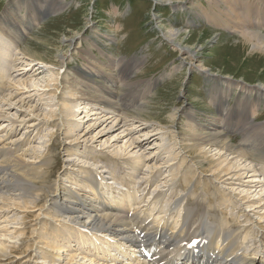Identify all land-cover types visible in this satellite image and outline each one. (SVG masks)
<instances>
[{
	"label": "rangeland",
	"instance_id": "obj_1",
	"mask_svg": "<svg viewBox=\"0 0 264 264\" xmlns=\"http://www.w3.org/2000/svg\"><path fill=\"white\" fill-rule=\"evenodd\" d=\"M44 1L0 0V18L3 17L0 22L5 23L3 26L7 32L0 31V87L5 90L4 94L13 93L16 101H23L26 105V108L16 105L8 110L0 94V112L19 122H0L2 147H11L18 156L27 152L24 160L29 162L54 159L50 166L53 174H49L48 183L61 190L68 188L88 200L96 194L87 180L82 179L95 181V176H101L108 186L104 192H98L104 202L110 203L112 187L123 188L130 182V191L135 196H147L144 204L162 194L158 207L167 212L174 204L169 202L171 193L179 186L182 192H177V201L181 217L177 221L183 218L184 210H197L196 204L186 205L188 200L200 201L201 206L195 215L190 216L185 231L202 230L201 226H210L207 223L230 229L229 225L237 223L238 227L248 231L243 233L248 234L244 250L250 254L249 258H254L255 264L264 263V229L257 226H264L259 221L264 216V201L259 203L264 199V163L258 161L261 155L257 153L262 147L253 139L246 142V133L224 130V124L220 123L222 114L227 111L241 114L246 109L247 117L251 109H257V114L250 116L249 122L257 127L264 126V58L260 59V52L248 57L247 53L252 49L245 45L241 34L211 26L199 9V5L209 12L213 9V16L220 17L218 14L227 10L228 0H176L173 5L167 0H159L162 3L157 0L136 3L135 0H62L60 4L67 6L65 12L40 23L45 16L44 10L50 6L55 10L60 0ZM252 2L257 4L258 1ZM184 3L189 8H185ZM33 18L39 21L33 22ZM170 29L185 34L183 41L188 40L186 44L170 43L165 36ZM256 31L263 35L264 26ZM14 41L20 43L18 48ZM176 46L183 47L182 51ZM27 49L30 50L28 54L43 58L48 66L41 65L42 61L29 66V57L21 54ZM90 53L91 58L87 55ZM60 54L66 56L65 61L58 60ZM138 59L141 62L137 64ZM93 60H101L99 67L109 71L108 76L93 72L94 77L90 79L100 83L96 95L114 91V104L123 100L128 91H142L145 82H158L141 107L130 104L124 111L125 116L119 115L118 109L117 114L107 113L103 106L89 98L90 93L86 98L81 97V93L85 94L88 89L85 88L86 81H82L79 75L91 74ZM112 61L120 66L115 68ZM52 63L60 64L63 69H53ZM52 70L60 74L57 82H52L55 78ZM114 75L119 78L117 81H121L120 85H110L113 79L117 84ZM27 81L31 86L26 89L21 84ZM104 86L109 87V92L100 93ZM8 87L12 90L9 91ZM135 101L138 103L137 99ZM189 113L195 119L193 124ZM174 114L176 117L172 118ZM132 116L142 119L135 120ZM244 124L245 113L240 122V125ZM215 132L237 151H243L242 147L246 146L254 155L239 169L233 170L235 163L231 165L230 158L219 165L221 160H216L220 156L211 150L209 156L213 159H210L213 169L208 164L201 169L197 154L187 153L185 147L192 144L190 136L193 134ZM139 144L142 148L138 147ZM113 151L120 152L126 160L116 161L117 154ZM114 162L118 164L109 167ZM134 166L140 171H135ZM218 168L230 170L227 177L231 179L227 180L222 171L216 172ZM159 170L168 184L161 178L154 179ZM116 175L118 181L113 179ZM144 181L150 183L140 187ZM96 184L92 186L97 187ZM54 193L50 194V199L56 195ZM209 195L215 198L209 208L217 209L219 220L214 222L206 206L203 212L206 223L201 210L204 208L202 202H206ZM212 197L209 198L211 202L214 201ZM252 202L259 203V208H250ZM43 204L40 217L36 211L26 218L21 213L23 211L11 209L8 224L3 218L6 213L0 211V236L11 238V245L27 252L21 259L12 256L0 264H50L41 259L43 250L50 252V257L63 255L60 263L74 256L77 262L87 258L88 261L96 259L101 264L107 263L101 260H107L103 253L106 246L96 251L95 242L87 233L58 221L56 211H50L49 198L44 199ZM3 205L0 201V207ZM221 211L233 221L221 223ZM163 216L168 217L167 214ZM194 222L201 225L200 228L193 226Z\"/></svg>",
	"mask_w": 264,
	"mask_h": 264
},
{
	"label": "bare ground",
	"instance_id": "obj_2",
	"mask_svg": "<svg viewBox=\"0 0 264 264\" xmlns=\"http://www.w3.org/2000/svg\"><path fill=\"white\" fill-rule=\"evenodd\" d=\"M61 1L62 0L57 2V5H55V10H53L54 6H50L46 10L42 9L44 10L45 15H55L64 11L67 6L63 2V5H61ZM168 1L171 5H173L174 1L176 0H167V2ZM257 1L258 2L256 4V1L252 2V0L251 2L247 1L246 3H244L242 0H228L226 2L227 10H225L224 12L222 11L220 14L217 13L218 15H221L220 17L213 16V9L209 12L208 10H205V8H202L201 5H198L210 25L225 29L232 33L234 32L241 34L244 37L243 39L245 45L248 44L249 48L252 49V51H249L247 53L248 57H252L254 55V52H260V59H263L264 34L262 35L259 31L256 30L264 26V24L261 25V27L257 26L258 24L264 23V0ZM46 2L47 1L45 0L44 3ZM157 3L162 2L157 0ZM2 19L3 17L1 18V22ZM38 21L39 19L33 18V22ZM256 21H258L257 25L255 24ZM1 22L0 31L3 32V34H7L4 29L5 27L3 26L5 23L3 24ZM165 36L168 37L167 39L170 41V43H179L181 46L186 44V42L188 41L186 39L185 42L183 41V36H185V34L171 29L167 35L165 34ZM14 42L17 44L16 46L18 48L20 46V43L17 41ZM176 47H179V51H182L183 47ZM29 52V49L22 50L21 52V54H24L29 57V66H32V64L37 61H42L40 62L41 65L45 63V60L43 58L30 55L28 54ZM87 55H89V58H91V53ZM57 58L59 61L66 60V56H64V54L58 55ZM93 61L95 63L90 64L93 67V69H91V74H89V72H84L83 74L79 75L82 81H86L85 88L88 89L85 94H83V92L81 93V97L89 96L90 93V95H92L91 97H89L91 98V100L94 99L99 105L104 106V109L106 110L116 112L117 110L113 107L114 105L112 106L110 103L111 100H107L102 96L96 95V88H99L100 83H98V81L94 82V80L90 79L91 77H94L93 72H97L98 74H101L103 76H108L107 72L109 71L103 70V68L99 67V65H102V62H100L101 60ZM112 63L114 62L112 61ZM45 64L46 66H48V63ZM50 66H52L53 69H63V66H60V64L58 65V63H52L50 64ZM114 67H116V65ZM52 72L55 76L52 82H57L59 80L60 74L59 72H55L54 70H52ZM88 84H91V86H88ZM21 86L27 89L31 85L29 86V83L27 81L22 82ZM8 88L9 91L12 90V87ZM0 89V94L4 99L3 102L5 106H8V110L14 109V106L16 105L26 108V105L23 101H16L17 98H15V94L10 93L7 95L4 94V89H2L1 87ZM102 91L103 93H105L108 90L104 86V89H102L100 93H102ZM106 95L111 96L113 94L107 93ZM142 96L143 95H141V97L139 96V99L142 98L143 100L144 98H146L147 95H145L144 98ZM262 97H264V94L262 95ZM31 110L33 111L32 108L30 109V111ZM243 112L245 113L246 124L240 125L241 120L244 118ZM176 114H174L172 118H175ZM247 114L248 110L246 109L243 110L241 114L237 113L234 110H230L223 117L221 116V123L225 124V130H240L241 133H246V140H255L258 143V146L262 147L260 151L257 150V153L259 152L258 155H261L260 157L258 156V161H260V163H264V126L257 127L249 122L250 116H255L257 114V109H251L249 111V115L246 117ZM32 115L34 117V114ZM121 115L125 116V114L123 113ZM132 117L135 120L142 119L138 116ZM108 119L109 118H107V120ZM189 119L192 124L195 123V119L193 118L191 113H189ZM3 120H8L10 124L19 123L18 121L10 119L6 114L0 112V122H2ZM143 121H146V123L148 122L147 120ZM242 130L244 132H242ZM186 138L188 139L187 136ZM190 138L192 144L190 146H186L185 150H187V153L189 154H197L196 158L201 169L207 166V164L211 170L213 169L212 164L210 162L213 159L209 156L211 150L213 152H217L216 156H220L219 159L216 160V162L221 160V162H219V165H222V163H224L230 158V164L232 165V163H235L232 167L233 170L239 169L243 163H246V159H249L252 157V155H254V152L249 149L237 151L228 142L222 141V137L217 132H215V134H193L192 136H190ZM138 147L142 148V145L139 144ZM114 153L117 154H115L116 161L117 159L126 160L125 157L122 158L120 156V152L113 151V154ZM26 154L27 152H25L24 156H18L14 154L11 147H2V144L0 143V192L4 191L2 196H0V201L4 203V205L0 207V211L6 213L3 218L7 220L5 222L7 224L9 220L8 213L11 212V209L14 211H23L21 213H24L26 215V218H28L36 211L39 212L38 217H40L41 215H43L42 212L44 204L46 203L45 202L43 204L44 199L49 198V202H51V204L49 205L50 211H56L55 216L57 219H59L58 221L62 220L67 225L74 224L83 229H87L88 231H90V234L94 237L92 238L93 240H96L99 237L104 240V244H107L108 246V249L103 252L105 255H107L106 258L108 259L107 263L105 264H255V259H250V254H247L244 250L248 234L246 235L245 233H243V231L246 229L238 227L237 223H235L234 226L229 225L230 229H225L224 227H219L217 225L204 227L201 225H197L194 222L193 226H196L197 228H200L201 226L202 230L190 229L188 231H185L187 222L190 220L189 217L195 215L199 211V208L201 207H199L200 201H194L193 199L187 201V205H191L190 203L196 204L197 210L195 212L183 213L181 223V220L177 221V218L179 219L181 217V213H177L175 211L173 213L171 212V214L168 216V218H170L171 220L175 219V222H172L171 224L168 220L162 222L159 218L154 219L152 217L154 211L156 212V210L160 208L158 207V203L160 201L159 199L161 198L160 194V196H157V199H153V203L151 202V205H153L151 208V205L147 206V213L137 212V210H135L134 212H130L129 207L132 206V200L136 202L134 204L139 206H141L143 203L142 199H135L134 194L130 191H128L126 194H123L122 196H119L117 201H115V205L103 203L102 201H100L102 197H98L97 199L88 202V200H85L84 198L75 194L68 188H66L65 190H61L60 187L57 188L54 187L53 184L51 185L48 183L49 179H51L50 175L53 174V172L50 170V166L52 162H54V159L50 158L42 163L32 161L29 162L27 160H24ZM218 171H222L224 177H226L227 180L231 179L227 177V175H229L230 170L226 168H218L216 172ZM248 177L249 176H246V178ZM258 184H260L259 181L257 183V186ZM121 192L122 190H119V193ZM53 193L56 195H54V197L50 199V194ZM210 197L212 196H207L206 202H202L204 208L201 210V214L203 216V220L205 221V214L203 212L207 206L210 212V217L215 222L216 220H219V217L217 215V209L213 210L212 208H209V204L215 202V198L212 197L214 201L211 202V199L209 200ZM247 198L248 197H245V199ZM250 198L251 197H249V200ZM260 201L263 202L264 199H260L259 203ZM259 203L252 202L253 205L249 207L253 208L257 206L255 208H259ZM84 208H87V210H85ZM255 208L253 209V212L256 210ZM158 213L161 215V213L163 212H160L159 209L156 214ZM221 216H223L222 221H220L221 223H230V221H233L230 220L231 217H228V214L225 212L221 211ZM259 221L260 223L264 224V216L260 217ZM178 226L179 231L176 230ZM257 226L261 230L264 229V226H262V224H257ZM246 232L248 233L247 230ZM110 237L112 240L108 239ZM12 241L13 240L11 238L6 239L5 236H0V261L4 259L6 261H9L12 256L21 259L23 258V256H25V254H27V252H22L21 247L11 245ZM102 245L103 244L101 243L100 246L102 247ZM94 247L96 251L101 250L98 247V242H95ZM49 254L50 252L43 250L41 259L45 262L49 261L50 264H56L57 262H59V264L100 263L96 262V259L88 261L87 258H85L86 260H84L83 262H77L75 256L70 257L69 259H67V261H64L65 263H60L63 255L53 254L50 257ZM253 254L256 255L255 252ZM136 261H138V263Z\"/></svg>",
	"mask_w": 264,
	"mask_h": 264
}]
</instances>
